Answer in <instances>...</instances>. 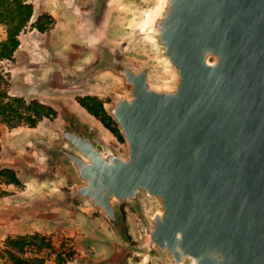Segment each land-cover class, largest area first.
<instances>
[{"label":"water","instance_id":"obj_1","mask_svg":"<svg viewBox=\"0 0 264 264\" xmlns=\"http://www.w3.org/2000/svg\"><path fill=\"white\" fill-rule=\"evenodd\" d=\"M107 2L108 0H103ZM141 36L176 72L111 62L132 89L111 113L125 154L69 117L67 145L40 149V175L67 169L74 189L45 206L88 202L124 237L119 204L156 202L139 230L144 253L173 264H264V0H145Z\"/></svg>","mask_w":264,"mask_h":264},{"label":"rangeland","instance_id":"obj_2","mask_svg":"<svg viewBox=\"0 0 264 264\" xmlns=\"http://www.w3.org/2000/svg\"><path fill=\"white\" fill-rule=\"evenodd\" d=\"M61 1L58 13L52 16L57 25L35 50L40 53L37 63H47L50 103L21 96L52 107L55 115L43 118L35 127L21 123L10 128L0 122V169H12L18 178L17 185L0 180L4 191L0 195V246L8 237L37 233L25 231L24 215L28 217L34 208L44 207L46 201L74 189V178L63 167H54L43 175L34 172L44 158L41 148L67 145L61 130L69 126V117L90 127L106 146L127 152L126 139L111 110L116 95L132 87L110 66L111 62L133 68L146 66L156 84H170L176 79V72L163 64L156 42L139 34L150 9L145 0ZM30 30L27 26L23 33ZM4 36L5 27L0 25V39ZM3 66L9 73V94L20 96L16 92L26 84L19 82L22 66L15 64V58ZM38 67L35 65L32 71L37 72ZM156 205L145 195L140 209L121 202L119 212L125 226L122 237L98 210L84 202L77 210L87 217V226L59 234L38 233L44 241L26 249L42 257L45 264H173L169 254L148 257L143 251L139 224L142 216L149 220Z\"/></svg>","mask_w":264,"mask_h":264},{"label":"trees","instance_id":"obj_3","mask_svg":"<svg viewBox=\"0 0 264 264\" xmlns=\"http://www.w3.org/2000/svg\"><path fill=\"white\" fill-rule=\"evenodd\" d=\"M33 6L26 0H0V25L5 27V37L0 39V122L10 128L21 123L35 127L43 118L55 115L52 107L36 99L26 101L21 96L9 94V73L3 63L12 61L19 47V35L27 26L44 33L53 28L54 18L49 13L40 14L31 21ZM0 180L6 184H18L16 173L9 168L0 169ZM4 191L0 188V195ZM38 233L8 237L0 246V264H45V260L31 252L27 247L43 242Z\"/></svg>","mask_w":264,"mask_h":264},{"label":"crops","instance_id":"obj_4","mask_svg":"<svg viewBox=\"0 0 264 264\" xmlns=\"http://www.w3.org/2000/svg\"><path fill=\"white\" fill-rule=\"evenodd\" d=\"M33 6V15L31 21H34L42 11L54 16L58 13L57 8L62 4L61 0H26ZM58 21L52 29L40 33L32 28L26 35L21 32L19 35V47L17 48L14 58L15 64L21 65L22 72L19 82L25 85L20 87V91L16 92L17 95L24 97H36L40 100L50 103L47 98L51 95L52 90L47 87L49 79L45 77L48 74L46 61L38 62V56L35 52L36 45L42 38L47 37L55 28ZM81 35V32L77 31ZM5 37V36H4ZM3 37V38H4ZM39 65L37 72H33L32 68ZM13 77V76H12ZM44 77V79H43ZM52 103V102H51ZM23 226L25 231L30 233L37 232L43 235L57 233L60 231H70L74 228H84L88 225L87 217L79 210L70 208L68 206H44L34 208L29 214L24 215ZM23 218V219H24ZM29 221V223H28ZM28 223V224H27ZM57 237L56 235L53 236Z\"/></svg>","mask_w":264,"mask_h":264},{"label":"bare ground","instance_id":"obj_5","mask_svg":"<svg viewBox=\"0 0 264 264\" xmlns=\"http://www.w3.org/2000/svg\"><path fill=\"white\" fill-rule=\"evenodd\" d=\"M153 16H154V12L152 10H149L145 15L144 21L142 22L141 29H144L147 26V24L151 21Z\"/></svg>","mask_w":264,"mask_h":264}]
</instances>
